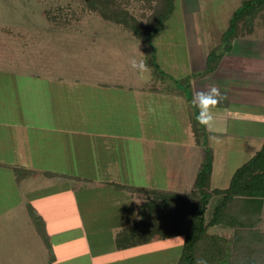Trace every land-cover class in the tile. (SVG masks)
I'll return each instance as SVG.
<instances>
[{"label": "crops", "instance_id": "obj_1", "mask_svg": "<svg viewBox=\"0 0 264 264\" xmlns=\"http://www.w3.org/2000/svg\"><path fill=\"white\" fill-rule=\"evenodd\" d=\"M206 55L201 58L200 74L189 76L193 96L212 83L215 77L210 76L216 70H228L226 59H232H228L231 64L233 58H240L234 55L231 58V54L222 58V54L216 70L206 76L203 75ZM8 78L7 82L4 77L0 78V169L4 168L0 170V240L8 236L13 242L17 238L21 241L20 237L26 235L40 239L29 216L31 206L44 221L49 240L55 242L59 254L63 249H78L77 242L83 240L87 252L110 251L109 259L102 264H176L183 243L181 236L179 245L174 237L123 250L115 248V233L136 218L137 202L109 183L166 192L170 191L168 188L176 189L173 193L179 196L190 194L203 151L192 135L191 120L184 118L186 109L184 113L177 111L179 116L173 119L176 122L182 119L189 135L186 143L192 152L196 153L197 148L199 151L192 162L189 154L176 156L172 173L166 170L163 175H154L156 164L161 162L156 149L164 145L165 138L163 132L158 133L164 128L161 116L174 99L185 100L180 91L174 94L169 81L158 83L157 77H150L148 83H137L132 77H113L114 81L109 77L108 82L97 79L90 83L76 79V85L70 90L65 83H53L56 79L62 80L60 77H42L43 84ZM184 78L172 77L177 83ZM233 79L236 78L228 77L225 87L219 89L224 99L215 109L214 126L204 127L212 154L211 188L215 151L241 155L252 147L253 156L264 140L263 95L255 94L249 84L234 85ZM244 106L251 110V116L248 115L251 112H244ZM115 107L122 109L117 116ZM229 119L237 126L246 123L250 131L245 135L230 131L231 123L224 125ZM167 137L174 142L173 135ZM2 165L16 166L34 174L16 181L12 170ZM191 165L196 170L190 180L186 174ZM61 175L87 182L60 180ZM41 179L46 182L36 184ZM159 179H163L162 182ZM185 180H188L187 186ZM22 182L30 185L21 186ZM73 183L81 188L73 190ZM159 183L163 185L158 188ZM28 226H32V230L26 233ZM221 234L228 235L229 231ZM160 243L166 250L176 244L173 262L166 260L165 253L161 255L158 249L152 250ZM57 258L55 256L52 264L58 263Z\"/></svg>", "mask_w": 264, "mask_h": 264}, {"label": "rangeland", "instance_id": "obj_2", "mask_svg": "<svg viewBox=\"0 0 264 264\" xmlns=\"http://www.w3.org/2000/svg\"><path fill=\"white\" fill-rule=\"evenodd\" d=\"M126 1L123 0L121 7L126 8L136 20L144 21L145 15H149L150 11L144 0ZM242 1L174 0L170 17L153 38V56H149L150 71L140 73L131 67L130 60H144L148 64L149 59L144 54L143 44L122 26L103 21L89 12L81 0H0V78L4 77L7 82L8 77H17L28 84H43L42 77H60L62 80L56 79L53 83H65L64 86L68 90L76 85V79L90 83L97 79L108 82L109 77H112L113 81V77H132L137 83H148L150 77H157L155 80L158 83L169 81V88L174 94L177 90L180 91L185 100L174 99L169 103L168 111H164L161 116V126L164 128L162 131L158 130V133L161 135L163 132L165 138L163 136L164 145L157 146L156 149V156L161 158V162L156 164L157 171L154 175H163L166 170L172 173L176 156L189 154L188 158L192 162L199 151L197 148L196 153L192 152L186 143L189 135L184 129L182 119H177L178 122L173 119L179 116L177 111L184 113L186 109V121H196L199 109L192 103L194 96L189 76H198L201 71V58H205L206 53L220 46V35L227 27L232 12ZM232 43V49L224 52L222 58L230 54L231 58L233 55L240 58H233L231 64L228 63L229 58L226 59L227 73L223 68L220 72L216 70L210 76L215 77L211 84L221 89L225 87L228 77H234V85L249 84L252 86L249 87L250 90L257 95H263L264 98V17L257 16L252 23V33L240 35ZM220 51L217 50L216 54L220 55ZM32 77L41 78L35 80ZM172 77L185 78L177 83ZM244 88L246 90V87ZM110 102L112 103V98ZM121 110L115 107L114 115H119ZM244 112L249 113L251 110L244 106ZM248 115L251 116L252 112ZM226 123H231L230 131L242 135L251 129L246 123H243L244 126H237L230 119L225 121L224 125L227 127ZM169 135H173L174 142H170L167 137ZM251 150L255 149L249 147L241 155L228 151L224 155L223 150L215 151L211 180L213 188H226L233 170L252 156ZM190 168L186 175L191 180L196 169L192 165ZM162 180L159 179L161 182ZM45 182V179H41L36 184ZM29 185V182L21 183L24 187ZM161 185L163 184L159 183L158 188ZM184 185H188V180H185ZM168 190L170 193L176 191L170 188ZM262 217L260 229H264V205ZM31 230L32 226L26 227V233ZM225 230L227 229L215 228L211 229V232L221 234ZM4 237L6 238L0 240V264H48L49 253L40 239H31L30 235H26L20 237L21 241H17L20 240L17 238L13 242L8 236ZM49 241L54 257H58L57 264H95L92 257L96 259L97 264H102L109 259V250L87 252L83 240L77 242L78 249H63L61 254L58 253L55 242ZM174 241L179 245L180 239L175 238ZM154 247L152 250L158 249L157 252L161 255L165 253L167 261L175 260L176 244L168 248L169 250H166L163 243Z\"/></svg>", "mask_w": 264, "mask_h": 264}, {"label": "trees", "instance_id": "obj_3", "mask_svg": "<svg viewBox=\"0 0 264 264\" xmlns=\"http://www.w3.org/2000/svg\"><path fill=\"white\" fill-rule=\"evenodd\" d=\"M81 1L89 12L103 21L128 30L143 44L144 54L149 59L154 51L153 38L170 17L174 0H144L150 11L144 21L136 20L121 7L123 0ZM259 15L264 17V0H243L236 7L220 35V46L206 55L203 75L213 74L222 54L231 50L236 37L252 33L253 20ZM219 49L221 53L217 55ZM194 122H190L191 132L203 157L190 194L184 197L156 189L109 183L137 202L136 218L115 233V248L123 250L181 236L183 243L176 264H196L199 259L206 260L207 264H264V229H260L264 205V140L261 149L232 173L226 188L214 189L210 186L212 154L207 133L197 120ZM3 166L12 170L16 181L34 174L16 166ZM60 180L87 182L62 175ZM71 188L81 187L73 183ZM28 212L48 250V264H52L55 257L45 223L31 206ZM213 228L227 229L229 234L212 233Z\"/></svg>", "mask_w": 264, "mask_h": 264}, {"label": "clouds", "instance_id": "obj_4", "mask_svg": "<svg viewBox=\"0 0 264 264\" xmlns=\"http://www.w3.org/2000/svg\"><path fill=\"white\" fill-rule=\"evenodd\" d=\"M131 67L140 73L150 71V66L144 60L137 61L135 58L130 60ZM224 99L219 88L215 84L209 85L206 89L199 90L194 94L192 103L199 109L196 116L197 122L207 129L215 123V109ZM176 239H182L177 237ZM196 264H207L206 260L199 259Z\"/></svg>", "mask_w": 264, "mask_h": 264}, {"label": "water", "instance_id": "obj_5", "mask_svg": "<svg viewBox=\"0 0 264 264\" xmlns=\"http://www.w3.org/2000/svg\"><path fill=\"white\" fill-rule=\"evenodd\" d=\"M219 54V53H218Z\"/></svg>", "mask_w": 264, "mask_h": 264}]
</instances>
